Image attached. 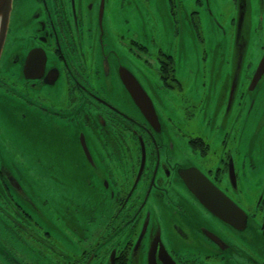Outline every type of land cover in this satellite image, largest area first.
<instances>
[{
	"label": "flooded vegetation",
	"instance_id": "flooded-vegetation-1",
	"mask_svg": "<svg viewBox=\"0 0 264 264\" xmlns=\"http://www.w3.org/2000/svg\"><path fill=\"white\" fill-rule=\"evenodd\" d=\"M229 2L234 5L227 20L233 41L247 51L254 8L264 14V0ZM136 3L13 0L0 61V114L9 106L11 118L23 121L25 134L40 140L29 143L48 147L51 159L71 162L66 170L45 167L43 174L74 178L72 192L78 195L68 203V213H56L55 219L63 218L74 229V221L82 222L80 211L85 216L80 228L87 233L78 238L80 250L67 254L56 251L51 234L39 225L41 241L38 248H28L27 257L46 259L44 264H149L151 257L162 264L159 236L176 264H264V165L254 162L262 152L250 148L242 153L226 146L210 153L209 142L191 131L197 122L207 129L210 125L175 107L180 53L163 37L158 42L145 33H131L135 37L127 43L130 30L121 21L115 24L113 12L121 14ZM260 20L257 33L263 31ZM191 22L198 29V21ZM257 67L249 74L247 66L240 81L219 85L215 119L228 122L230 108L241 98L238 84L250 87ZM128 74L150 100L153 112L147 111L148 117L128 91ZM241 115L237 110L232 121ZM180 116L188 118L184 125L177 121ZM6 137L0 129V226L8 233L10 223L17 224L16 215L28 218L24 204L39 210L22 185L23 169L14 163L25 160ZM33 160L38 167L44 162ZM195 169L220 193L215 198L219 215L189 189L190 177L201 182L198 174L189 173ZM83 190L89 191L85 204L78 200ZM45 202L39 204L46 207ZM71 210L78 216L73 222L68 221ZM40 216L51 225V216Z\"/></svg>",
	"mask_w": 264,
	"mask_h": 264
},
{
	"label": "rangeland",
	"instance_id": "rangeland-1",
	"mask_svg": "<svg viewBox=\"0 0 264 264\" xmlns=\"http://www.w3.org/2000/svg\"><path fill=\"white\" fill-rule=\"evenodd\" d=\"M135 5L136 7L128 6L121 14L113 12L115 24L118 26L121 21L125 25V29L130 30L128 35H125L127 43L135 37L131 36V33H145L149 40L152 37L159 42L163 37L167 46L174 47L175 51L180 53L176 58L177 63L182 67L178 80L180 85L176 84L174 87L175 107L180 106L181 111L190 117L198 115L200 119L206 120V123L210 125L207 129L202 126L203 123L197 122L196 128L191 131L209 142L210 153L218 154L226 146L231 150H234L235 147L239 148L242 153L250 148L254 152H262L254 162L263 166L264 75L254 90H251L248 85L240 86L238 84L237 91L241 92V98L239 102L236 100L230 108L228 122L215 119L214 113L218 112L220 108L219 85L224 80L240 81L245 75L247 66L250 67L249 74H251L264 56V41L260 39V35L264 38V14L259 8H254L252 31L246 46L248 48L247 51L246 48L241 51L237 45L235 46L233 30L227 24L231 8L234 7L229 0H210L209 3L204 0H137ZM193 19L198 21V29L192 25ZM260 19H263V31L257 33L254 29L257 23L260 24ZM260 43L262 44L260 45ZM234 86L236 85L234 84ZM4 108L5 110L0 114V129L5 136L11 139L14 153L25 160L18 158L14 163L19 166V169H23L21 172H24L25 183L22 185H25L28 197L35 203L39 212H34L24 204L23 209L28 218L16 215L17 224L10 223L8 233L0 226V264H44L46 259L37 258L34 260L32 257H27L30 256L28 248H38L37 242L41 241L37 238V236L42 238L37 229L39 225L51 234L52 239L49 241L54 244L56 251L64 250L67 254H72L76 250H80L76 246L80 235L87 234L80 228L85 216L79 211L78 214L82 219V222H79L76 220L78 216L76 217L71 210L68 221L73 222L71 221L72 217L73 220H76L73 223L74 229L67 226L63 218L56 220L55 217H57L56 213L63 216L64 212L68 213L67 210L71 209L68 203H73V198L78 195H74L72 192L74 178L57 177L55 174H51L50 177L43 174L45 167L47 170L52 169L51 167L63 166L66 170L72 164L69 160L62 161L59 157L53 156L54 159L47 157L48 147L29 143L40 144V140L35 134L27 133V136L23 121L17 120V118L12 119L13 113L9 106L5 105ZM237 110L242 115L239 120L237 119L238 122H235L232 119ZM221 117L223 118V115H220ZM187 119L185 116H180L177 121L184 125L183 120ZM190 122L195 124L193 119ZM235 140H237L236 143ZM51 150L53 155L57 153L55 148H51ZM36 157L45 163L43 162L38 167L39 164L34 163L33 160ZM14 169L18 172L15 166ZM31 180L33 182L28 185L27 183ZM85 180L80 185L81 190L84 187L83 184L85 185ZM82 192L78 200L85 204L89 191L83 190ZM44 200L47 204L46 207L39 204ZM40 215L51 216V225H45L47 222ZM6 225L5 223V229ZM20 229L24 230L25 234ZM44 247L51 250L47 245ZM51 259L52 257L48 256V261ZM61 260L64 261V258ZM64 264H68V262L65 261Z\"/></svg>",
	"mask_w": 264,
	"mask_h": 264
},
{
	"label": "water",
	"instance_id": "water-1",
	"mask_svg": "<svg viewBox=\"0 0 264 264\" xmlns=\"http://www.w3.org/2000/svg\"><path fill=\"white\" fill-rule=\"evenodd\" d=\"M12 11H13V0H0V61H1L2 53L6 45V40H7L9 28H10ZM263 75H264V56L262 57L256 69L254 78L250 86L251 90H254V88L257 86V84L259 83ZM127 81L128 82H126V85L128 86L127 87L128 91L131 93L133 99L137 101V103H139L140 107L144 110L146 116L148 115V113H152L153 109H152L150 100L145 95V92L142 89H140V86L137 84L134 77L128 74ZM139 91L140 93H142L141 97L139 95ZM83 146H84V150L87 153V149L84 143L82 142V147ZM189 173L198 174V177L201 180V182H199L195 180L193 177H190L189 181L187 180V185L189 189L192 191L194 196L200 201V203L204 207H206L210 212H213L219 215V212H221V210L219 211V204L218 202H216L217 200L215 199L216 197L220 195L217 188L204 175H202L197 169L192 170ZM156 241L159 243L160 245L159 247L162 250L163 257L160 259L162 264H176L169 257L163 245L160 243L159 236L156 237ZM148 263L156 264V262L151 257H149Z\"/></svg>",
	"mask_w": 264,
	"mask_h": 264
},
{
	"label": "snow or ice",
	"instance_id": "snow-or-ice-1",
	"mask_svg": "<svg viewBox=\"0 0 264 264\" xmlns=\"http://www.w3.org/2000/svg\"><path fill=\"white\" fill-rule=\"evenodd\" d=\"M35 66V65H34Z\"/></svg>",
	"mask_w": 264,
	"mask_h": 264
}]
</instances>
